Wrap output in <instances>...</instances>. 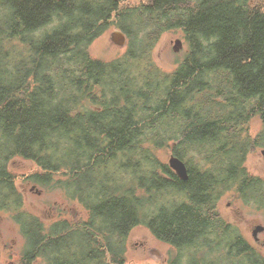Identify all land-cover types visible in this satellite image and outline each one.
I'll return each instance as SVG.
<instances>
[{
	"label": "trees",
	"instance_id": "1",
	"mask_svg": "<svg viewBox=\"0 0 264 264\" xmlns=\"http://www.w3.org/2000/svg\"><path fill=\"white\" fill-rule=\"evenodd\" d=\"M110 28L125 34L124 52L92 57L89 45ZM177 29L187 48L165 71L153 49ZM260 146L261 4L0 0V212L19 225L20 264H125L137 224L176 249L167 264H264L217 209L232 191L264 211V176L246 164ZM164 148L187 179L159 158ZM16 157L37 168L33 185L61 188L86 217L47 221L27 210L24 175L9 167Z\"/></svg>",
	"mask_w": 264,
	"mask_h": 264
},
{
	"label": "rangeland",
	"instance_id": "2",
	"mask_svg": "<svg viewBox=\"0 0 264 264\" xmlns=\"http://www.w3.org/2000/svg\"><path fill=\"white\" fill-rule=\"evenodd\" d=\"M130 3H140V0H128ZM115 28H110L98 36L88 47L92 57L101 60H111L121 55L125 46H118L110 40V33ZM179 39L182 46L177 51L173 50L175 40ZM186 42L180 29L170 30L162 34L153 49V60L158 67L165 71L172 70L182 60ZM262 129V123L258 117L250 119L248 132L256 135ZM264 147L260 146L255 152L248 153L247 167L250 172L264 176V159L260 153ZM172 153L170 148L159 151L161 160L168 162ZM9 167L16 175H24L17 181V186L23 192L25 208L41 219L47 221L59 220L63 217L71 221L86 217L84 207L75 199L66 195L58 187L40 186L31 183L27 177L37 171L34 164L24 158H13L9 161ZM64 176L58 172L55 178ZM217 209L221 216L231 222L238 233L260 255L264 257V230L257 234L258 240H254L252 230L256 225L264 226V211L253 203H244L232 191L224 192L217 202ZM0 264H20V254L24 247V238L19 225L8 213L0 212ZM176 252V249L157 239L144 224L132 227L126 237V262L125 264H167V261Z\"/></svg>",
	"mask_w": 264,
	"mask_h": 264
},
{
	"label": "water",
	"instance_id": "3",
	"mask_svg": "<svg viewBox=\"0 0 264 264\" xmlns=\"http://www.w3.org/2000/svg\"><path fill=\"white\" fill-rule=\"evenodd\" d=\"M110 40L117 44L118 46H125L127 43V39L125 34L119 30V29H115L113 30L110 35ZM182 46V43L179 39L175 40V44L173 45V50L177 51L178 49H180V47ZM263 159H264V148L261 149L260 151ZM168 165L169 167L174 171V173L181 179V180H185L187 179V167L184 163V161H182L180 158H178L177 156L171 154L169 159H168ZM264 230V226L263 225H256L253 230H252V236L254 238V240H258L257 234L261 231Z\"/></svg>",
	"mask_w": 264,
	"mask_h": 264
},
{
	"label": "flooded vegetation",
	"instance_id": "4",
	"mask_svg": "<svg viewBox=\"0 0 264 264\" xmlns=\"http://www.w3.org/2000/svg\"><path fill=\"white\" fill-rule=\"evenodd\" d=\"M254 4L264 7V0H251Z\"/></svg>",
	"mask_w": 264,
	"mask_h": 264
}]
</instances>
